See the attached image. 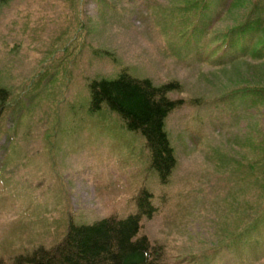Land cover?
<instances>
[{
    "label": "rangeland",
    "instance_id": "obj_1",
    "mask_svg": "<svg viewBox=\"0 0 264 264\" xmlns=\"http://www.w3.org/2000/svg\"><path fill=\"white\" fill-rule=\"evenodd\" d=\"M168 1L187 5V0ZM252 2L235 0L214 28H235ZM110 5L104 0L0 2V86L12 92L11 107L0 120V259L55 245L69 219L93 223L112 213L124 218L134 212L140 191L151 190L158 211L142 233L163 246L168 264H264V240L262 247L252 244L255 237L241 244L234 217L240 216L241 228L245 218L241 201H235L253 202L263 193L240 188L237 180L246 174L236 167L231 177L224 174L231 166H216L224 155L257 158L252 138L264 140V104L242 124L225 115L215 122L206 109L172 115L166 129L178 169L165 187L148 168L143 148L134 145L141 144L138 140L118 132L122 139L111 150L103 137L87 148L91 121L73 114L86 79L114 78L122 68L156 84L177 79L188 98L210 99L234 88L264 87V65L242 62L223 73L180 68L166 55L178 26L163 19L155 26L153 16L132 5L111 14ZM25 100L30 105H23ZM225 184L230 204L219 196L227 197Z\"/></svg>",
    "mask_w": 264,
    "mask_h": 264
},
{
    "label": "trees",
    "instance_id": "obj_2",
    "mask_svg": "<svg viewBox=\"0 0 264 264\" xmlns=\"http://www.w3.org/2000/svg\"><path fill=\"white\" fill-rule=\"evenodd\" d=\"M8 1L0 0L2 3ZM186 4L176 6L182 12L190 10L189 15L184 12L179 17L177 36L184 45L193 46L198 42L195 27L204 26L207 12L217 10L219 0H187ZM249 9L238 27L218 36L224 43V53L240 60L221 66L210 64L212 67L233 69L249 58L264 62V0H253ZM189 28L188 33L186 30ZM84 88L88 93L86 113L89 118L101 127L112 124L116 118L129 132L140 136L149 152L150 169L162 182H166L177 167L175 150L166 131V120L176 109L198 107L203 104L202 100H187L179 96L183 86L178 81L155 85L150 79L132 77L126 71L115 79H86ZM233 94L235 100L257 102L264 98V89L237 90ZM11 97L9 90L0 87V120L8 109ZM252 139L256 142L255 160L226 159L220 162L222 166H231L230 170L236 167L237 171L245 173L242 175L244 184L263 193L261 199L260 196L253 198L246 210L241 211V216L245 218L241 228L240 216L236 220L235 232H239L237 240L241 244H245V237L258 233L264 220V140ZM151 197L144 192L138 198L135 213L125 219L110 216L81 225L70 221L62 242L51 248L40 246L20 253L12 260L0 259V264H166L162 246L142 233L143 218H150L154 213Z\"/></svg>",
    "mask_w": 264,
    "mask_h": 264
}]
</instances>
